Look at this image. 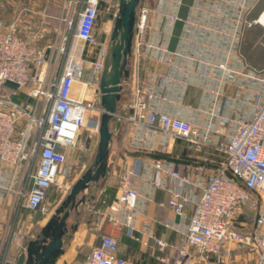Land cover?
Returning a JSON list of instances; mask_svg holds the SVG:
<instances>
[{
	"label": "built area",
	"instance_id": "1",
	"mask_svg": "<svg viewBox=\"0 0 264 264\" xmlns=\"http://www.w3.org/2000/svg\"><path fill=\"white\" fill-rule=\"evenodd\" d=\"M182 1L158 0L153 9L151 0H143L139 7L131 100L125 116L132 128L131 147L140 153H164L167 145L160 141L162 136L188 143L199 154L212 150L222 160L200 157L181 174L178 168L156 159L149 164L147 179L134 169L125 170L119 193L105 214L114 226L129 229L135 239L134 222L142 214L137 183L142 179L170 193L160 207L181 218L186 209L192 210L178 244L156 240L161 249L168 250L162 263L223 264L228 256L226 246L237 244L258 250L257 264H264V70L244 72L219 66L223 74L242 77L254 89L246 116L235 119L213 113L205 125L156 110L161 98L155 90L156 79L143 75L147 62L162 61L167 54L148 40L155 31L151 29L155 17L161 23L179 21ZM118 2L65 0L62 28L56 42L46 49L39 48L36 39L24 38L18 21L9 26L0 21V177L3 174L4 178L0 191L16 193L24 203L21 207L30 212L45 216L49 193H68L66 182L72 166L67 152L85 151L87 137L99 134V90L108 41L101 44L98 40V20L102 5ZM258 22L263 25L261 19ZM171 182L175 183L172 188ZM248 211L254 214V229L245 235L235 222ZM2 226L0 217V229ZM26 238L17 230V221H12L7 240H0V264H15L10 248L15 245L24 250ZM86 264L131 263L119 255L117 238L103 234Z\"/></svg>",
	"mask_w": 264,
	"mask_h": 264
},
{
	"label": "crops",
	"instance_id": "2",
	"mask_svg": "<svg viewBox=\"0 0 264 264\" xmlns=\"http://www.w3.org/2000/svg\"><path fill=\"white\" fill-rule=\"evenodd\" d=\"M152 8L155 9L156 6ZM23 15L21 13L15 19L20 31V19ZM178 16L180 20L174 23L166 20L161 23L156 16L151 27L155 31L148 36L151 44L167 51L162 61L147 62L146 72L143 74L146 78L156 79L155 90L161 97L155 105L156 110L202 125L209 123L213 113L235 119L246 116L254 86L242 77L231 78L223 74L219 66L224 65L226 68L244 72L249 69L258 72L264 70V65L262 69L257 68L258 62L249 53V50L264 47V25L258 22L264 17V0H183ZM247 24L252 26L248 27ZM124 95V102L128 103L131 100V89L128 95ZM126 131L127 135H124ZM132 141V128L126 124L121 137L114 138L105 187L97 193L95 204L90 203L81 208L78 232L66 246V254L58 264H86L88 255L100 244L103 234L117 238L119 255L131 264H164L161 259L167 256L168 250L161 249L156 240L169 245L180 242L192 210L186 209L185 217L181 218L173 210L160 207L161 202L170 199V193L157 190L150 182L142 179L137 183L142 214L134 222L135 239L131 238L132 232L129 229L118 228L109 222L105 213L119 193L121 175L125 170L134 169L147 179L146 176L150 174L149 164L156 159L178 168L183 174L184 167L197 163L200 157L217 161H221L222 157L212 150L199 154L188 143L167 140L162 136L160 141L166 143V152L140 153L131 147ZM93 146L92 142L89 150H69L67 154L71 166L75 164L74 157L78 156L81 160L84 154L92 151ZM2 175L0 180L4 181ZM174 185L171 182L169 186L172 188ZM54 196L60 194L55 190L49 193L46 202L48 207ZM63 198L62 196L60 200ZM22 205L24 203L22 204L16 193L0 191V217L3 225L0 229L1 241L7 240L14 220L17 221V230L21 233L27 229L32 233L35 226L40 229L44 227L40 221L43 215L30 212L21 207ZM253 218L254 214L250 211L239 216L235 222L236 229L245 235L252 234ZM72 221L73 219L70 224ZM249 249L255 252L252 256H257L258 262L259 252L255 248L229 244L225 250L228 256L223 264H239ZM22 252V248L11 246L10 259L17 261Z\"/></svg>",
	"mask_w": 264,
	"mask_h": 264
},
{
	"label": "water",
	"instance_id": "3",
	"mask_svg": "<svg viewBox=\"0 0 264 264\" xmlns=\"http://www.w3.org/2000/svg\"><path fill=\"white\" fill-rule=\"evenodd\" d=\"M142 1L118 2L101 76V124L97 148L91 162L51 219L39 234L29 241L15 264H58L66 254V246L78 232L81 208L90 203L95 204L97 193L105 187L114 138L121 137V132L127 124L125 116L128 114V104L124 102L123 95L124 88L131 78L138 11ZM152 3L155 7L157 0ZM93 139V136L87 137V150L90 149Z\"/></svg>",
	"mask_w": 264,
	"mask_h": 264
},
{
	"label": "rangeland",
	"instance_id": "4",
	"mask_svg": "<svg viewBox=\"0 0 264 264\" xmlns=\"http://www.w3.org/2000/svg\"><path fill=\"white\" fill-rule=\"evenodd\" d=\"M153 1L154 0H151V7H153ZM64 4L65 0H0V21H2L6 26H9L15 21L17 15L23 13L24 15L20 19L22 23L21 35L28 40L36 39L35 44L41 49H46L56 42L58 31L62 28L60 16ZM117 8L118 4L113 6L106 5L103 6L100 10L97 37L101 44H104L105 40H107L109 45ZM249 53L250 56L258 62L257 68L262 69L264 65V47L260 49L255 48L253 50H249ZM128 84L124 88V94L126 95H128V91H130L132 86V83ZM112 130H114V127L112 128ZM124 135H127V131L124 133ZM97 141L98 136H94V146L92 148V151L88 154H84L81 160L78 159V156L76 158L72 156L74 157V159H71L74 160L73 162L76 165L74 164L71 167V173L68 181L66 182V188H69L70 190L68 189V193L63 196L64 198L62 200H60L62 195L57 197L54 196L56 199L53 198V202L50 203L51 205L49 207L47 206V214L45 216L40 215L42 226H45L51 219L56 209L70 193L73 185L78 181V179L82 176V174L90 164L97 148ZM39 226H41V224ZM33 230L34 231H32V233H30L28 229L22 232L27 235L25 242H28L25 244V248L27 247L29 240H33L41 231V229L36 226L33 228ZM32 235H34L33 238ZM253 253L255 252H252L250 249L247 250L246 253H244L243 258L240 260L239 264H257V256L254 258L252 256Z\"/></svg>",
	"mask_w": 264,
	"mask_h": 264
},
{
	"label": "bare ground",
	"instance_id": "5",
	"mask_svg": "<svg viewBox=\"0 0 264 264\" xmlns=\"http://www.w3.org/2000/svg\"><path fill=\"white\" fill-rule=\"evenodd\" d=\"M261 22H262V24L264 25V17L262 18Z\"/></svg>",
	"mask_w": 264,
	"mask_h": 264
},
{
	"label": "trees",
	"instance_id": "6",
	"mask_svg": "<svg viewBox=\"0 0 264 264\" xmlns=\"http://www.w3.org/2000/svg\"><path fill=\"white\" fill-rule=\"evenodd\" d=\"M103 6H105V5H102V7H103ZM102 7H101V9H102ZM99 17H100V14H99ZM104 204H105V203H104Z\"/></svg>",
	"mask_w": 264,
	"mask_h": 264
}]
</instances>
